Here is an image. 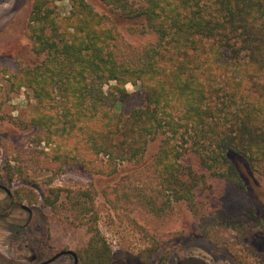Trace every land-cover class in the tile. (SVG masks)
I'll list each match as a JSON object with an SVG mask.
<instances>
[{"label":"trees","instance_id":"16d2710c","mask_svg":"<svg viewBox=\"0 0 264 264\" xmlns=\"http://www.w3.org/2000/svg\"><path fill=\"white\" fill-rule=\"evenodd\" d=\"M55 1H32L25 34L39 61L18 67L10 80L38 103L26 127L36 145L44 143L41 152L59 167L110 175L121 162H139L159 139L158 192L186 201L200 228L212 226L204 230L208 239L227 249L241 244L239 236L225 237L239 222L226 220L200 191L211 189L208 176L240 184L229 150L264 168V0H101L122 16L143 19L156 38L143 46L123 43L86 0H71L66 15ZM127 84L142 102L123 113L117 106L129 96ZM26 188V198L35 200ZM149 190L157 192L156 183ZM50 191L44 203L54 206L59 191ZM9 198L23 203L19 190ZM138 202L155 211L152 194L139 193ZM72 205L79 214L85 199ZM94 222L79 257L83 264H111L112 250ZM243 251V258L232 252L238 264L264 263L252 246Z\"/></svg>","mask_w":264,"mask_h":264},{"label":"rangeland","instance_id":"374dc122","mask_svg":"<svg viewBox=\"0 0 264 264\" xmlns=\"http://www.w3.org/2000/svg\"><path fill=\"white\" fill-rule=\"evenodd\" d=\"M32 1L0 0V264H31L28 259L33 255L39 258L62 248L77 249L88 241L94 220L92 228L112 250L111 264H238L234 255L245 256L243 245L264 256V168H253L239 152L229 150L226 157L240 184L208 176L211 189L200 191L226 220L239 222L240 228L226 233L228 240L241 239L230 249L204 235L212 226L200 228L186 201H176L169 191L158 192L153 165L159 139L149 142L139 162H121L110 175L75 164L59 167L51 155L41 152L47 148L44 143L36 145L33 131L26 127L39 113L38 103L29 89L16 90L10 81L18 67L39 61L25 34ZM86 1L107 26L119 31L123 43L143 46L156 41L141 17L122 16L101 0ZM55 6L60 15H66L71 0H57ZM126 89L129 96L117 106L123 113L142 102L136 88L127 84ZM154 182L157 192L149 190ZM26 186L36 194L35 200L26 198ZM51 189L59 191L54 206L44 203L46 196L53 198ZM18 190L25 208L10 201ZM143 191L156 200L155 211L138 202ZM76 199H85L79 214L72 205ZM244 228L245 233H240Z\"/></svg>","mask_w":264,"mask_h":264},{"label":"flooded vegetation","instance_id":"af4514ba","mask_svg":"<svg viewBox=\"0 0 264 264\" xmlns=\"http://www.w3.org/2000/svg\"><path fill=\"white\" fill-rule=\"evenodd\" d=\"M28 260L31 264H54L58 261L65 264H83L79 257V251L70 248H62L52 254H46L39 258L33 255Z\"/></svg>","mask_w":264,"mask_h":264},{"label":"water","instance_id":"95a60500","mask_svg":"<svg viewBox=\"0 0 264 264\" xmlns=\"http://www.w3.org/2000/svg\"><path fill=\"white\" fill-rule=\"evenodd\" d=\"M22 207H23V208H25V206H24V205H22Z\"/></svg>","mask_w":264,"mask_h":264}]
</instances>
